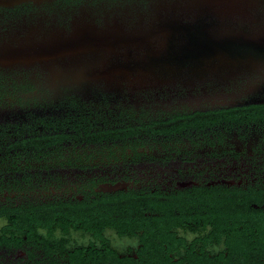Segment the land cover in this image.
Masks as SVG:
<instances>
[{"label":"flooded vegetation","instance_id":"flooded-vegetation-1","mask_svg":"<svg viewBox=\"0 0 264 264\" xmlns=\"http://www.w3.org/2000/svg\"><path fill=\"white\" fill-rule=\"evenodd\" d=\"M153 9V0L0 7V241L33 232L19 245L0 243V264H136L128 257L139 259L137 242L117 258L85 251L72 259L93 241L66 242L65 233L84 230L71 214L103 200L152 213L159 204L165 228L195 246L224 243L214 232L231 228L234 195L245 216L238 228H264V102L250 100L248 79L219 84L199 80L197 69L187 80L117 72L125 64L149 70L151 50L178 54L177 40L152 46ZM86 28L101 39L56 48L81 41ZM119 30L147 38L126 46ZM40 41L50 45L45 53L31 49ZM113 184L123 187L109 190ZM24 223L30 227L20 229Z\"/></svg>","mask_w":264,"mask_h":264},{"label":"water","instance_id":"water-1","mask_svg":"<svg viewBox=\"0 0 264 264\" xmlns=\"http://www.w3.org/2000/svg\"><path fill=\"white\" fill-rule=\"evenodd\" d=\"M26 1L39 3L44 0H0V7ZM153 3L154 9L149 13L153 22L149 31V36L154 39L152 46L162 45L160 41L164 39L168 43L177 40L179 52L170 59L168 52L151 50L150 58L148 55V59L144 60V63L151 62L149 70H134L135 66L120 65L117 72L121 77L137 78L150 74L151 78L158 76L166 79L167 74L172 73L187 80L189 74L197 69L195 74L199 75V80L208 79L219 84L228 85L236 79L247 78L248 91L252 94L250 100L264 102V0H153ZM90 31L95 30L83 29L82 43L80 40L76 44L65 42L56 48L63 50L66 47L93 45L92 40L97 42L102 36ZM107 31L111 35L116 28ZM145 37L146 34L123 33L121 41L126 46L140 45L145 42ZM86 40L87 44L84 43ZM49 47L48 42L40 41L31 49L45 53ZM11 49L7 53L17 51ZM171 60L177 64L180 62V67H171ZM237 101L241 102L240 99ZM120 187L123 186L113 184L109 190Z\"/></svg>","mask_w":264,"mask_h":264},{"label":"trees","instance_id":"trees-1","mask_svg":"<svg viewBox=\"0 0 264 264\" xmlns=\"http://www.w3.org/2000/svg\"><path fill=\"white\" fill-rule=\"evenodd\" d=\"M235 192L240 189H232ZM236 194V193H235ZM249 199L248 197H246ZM246 203L247 200H243ZM239 200L237 195L232 198L230 214L227 216L231 223L228 230H217L214 232L217 240L224 239L221 246H195L193 243L188 244L183 238L177 237L174 231L165 228L161 219V205L155 206V212H150L148 207L133 203L107 205L103 202L95 206L90 204L83 205L80 214H71V222L80 224L82 228L96 239L100 240V246H96L93 242L83 249L75 248L72 252V259L81 257L86 253L88 255L98 256L101 259L117 258L119 250L112 247L106 242L102 232L103 226L111 225L116 228L118 235H126L134 237L136 242L140 244L138 249L139 259L128 257L130 263L136 264H264V228L239 229L240 219H244V214L239 213L237 204ZM218 208V207H217ZM74 209V207H73ZM147 212H150L147 213ZM238 213V215H237ZM228 214V213H227ZM237 215V216H236ZM24 217H31V221L38 223L41 219L30 215L23 214ZM154 219V220H152ZM237 219L238 221H234ZM27 223V222H26ZM26 223L20 229L30 227ZM103 227V228H102ZM31 237L32 230L19 232L18 238L14 240H3L11 245H19L22 240V234ZM226 237V238H223ZM182 248L184 251L180 252ZM184 253V254H183Z\"/></svg>","mask_w":264,"mask_h":264},{"label":"rangeland","instance_id":"rangeland-1","mask_svg":"<svg viewBox=\"0 0 264 264\" xmlns=\"http://www.w3.org/2000/svg\"><path fill=\"white\" fill-rule=\"evenodd\" d=\"M102 234H103L106 242H108V244L113 246L115 249L117 248V249L122 250V252H126V250L128 251L129 246H134L136 244V240L134 239V237H129L126 235L125 236H119L117 233L111 232L109 230L103 231ZM180 234H181V232H180ZM194 234H195V231H190V232L188 231V232H184L182 235L188 241H190L194 237ZM59 237H62V235L61 234L56 235V238H59ZM63 238H66L65 239L66 242L72 243L73 245H87L91 240L94 242V244L96 246L101 245L100 244L101 242L99 239L94 238L92 236V234L88 233L85 230L71 231V232L69 231V232L65 233ZM131 238H133V239H131Z\"/></svg>","mask_w":264,"mask_h":264}]
</instances>
